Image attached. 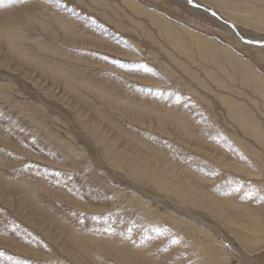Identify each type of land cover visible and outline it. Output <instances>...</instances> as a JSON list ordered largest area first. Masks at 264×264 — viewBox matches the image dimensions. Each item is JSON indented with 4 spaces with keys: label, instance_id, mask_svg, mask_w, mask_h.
<instances>
[{
    "label": "rangeland",
    "instance_id": "1",
    "mask_svg": "<svg viewBox=\"0 0 264 264\" xmlns=\"http://www.w3.org/2000/svg\"><path fill=\"white\" fill-rule=\"evenodd\" d=\"M199 2L264 41V0ZM262 195L260 47L179 0H0V264H264Z\"/></svg>",
    "mask_w": 264,
    "mask_h": 264
},
{
    "label": "bare ground",
    "instance_id": "2",
    "mask_svg": "<svg viewBox=\"0 0 264 264\" xmlns=\"http://www.w3.org/2000/svg\"><path fill=\"white\" fill-rule=\"evenodd\" d=\"M180 1V0H179ZM202 4V3H201ZM206 8H208V9H210V10H214L211 6H209V5H207V4H203ZM196 11V10H195ZM197 12V11H196ZM217 12V11H216ZM199 13V12H198ZM201 13V12H200ZM219 13V12H218ZM203 14V13H202ZM219 17H221L222 19H224V20H226L227 22H229V23H231L232 25H233V23H232V21L230 20V19H228V18H226L225 16H223L221 13H219ZM223 27H224V25H222ZM225 28V27H224ZM226 31L228 30L227 28L225 29ZM236 30V29H235ZM237 31V30H236ZM229 33L231 34V35H233V33L232 32H230L229 31ZM237 33H238V31H237ZM6 34V33H5ZM8 34V33H7ZM239 34V37H243L240 33H238ZM234 37V36H233ZM243 38H245V37H243ZM236 39V38H235ZM245 39H247V38H245ZM237 40V39H236ZM248 40H252V41H261V40H259V39H248ZM238 41V40H237ZM261 42H264V41H261ZM244 44V43H243ZM138 163V165H142V163L140 164V162H137ZM131 166V165H130ZM143 167V166H142ZM146 169H144V171H145ZM144 173V172H143ZM146 173V174H145ZM144 174L145 175H151L152 176V180H154V182H155V179H156V182L158 183V185L161 187V188H163L164 190H166V191H168V192H172V190H171V188H170V186L168 185V181L169 180H161V178H158L157 176H156V174H154V173H152V174H150V173H147V172H145ZM144 175V176H145ZM156 176V177H155ZM151 178V177H150ZM155 178V179H154ZM187 189H185V188H180V187H176L175 188V190H174V192L175 193H177V195H178V197H181L182 198V200L183 201H186V199L189 197L192 201H196L197 203H198V200L200 199V198H206V197H208V194L206 193V192H204L202 189H198L197 187L194 189V190H192L191 192L189 191V189H188V187H186ZM197 198H198V200H197ZM190 202V201H189ZM195 202V203H196ZM192 204V203H191ZM215 208V207H214ZM254 225L255 224H253L252 225V227H254ZM256 236H258V235H256L255 233H254V231L252 230V235H251V237H250V239H254ZM237 253H239L241 256H243V257H246V254H244V252L242 251V250H237ZM209 255H212L210 252L208 253ZM207 254V255H208ZM207 258V257H206ZM208 258H209V256H208ZM224 258V257H223ZM208 260H210V259H208ZM211 262V261H210Z\"/></svg>",
    "mask_w": 264,
    "mask_h": 264
},
{
    "label": "snow or ice",
    "instance_id": "3",
    "mask_svg": "<svg viewBox=\"0 0 264 264\" xmlns=\"http://www.w3.org/2000/svg\"><path fill=\"white\" fill-rule=\"evenodd\" d=\"M185 3L188 5V6H190L191 8H193V9H196V10H200V9H204V11H209L203 4H201L200 2H199V0H185ZM211 16H213V17H216V18H220L219 17V13L218 12H216L215 10H212L211 11ZM234 27V26H233ZM246 43H249V44H251V43H256L259 47H260V49L262 50V51H264V42H261V41H252V40H248V41H245ZM113 63H119L118 61H113ZM120 66L121 67H126V65H123V64H120ZM250 167H252V171L253 172H257V170L253 167V166H251V165H249ZM258 174V173H257ZM240 187H243V185H240ZM235 190H239V188H237V189H235ZM249 191H250V193L251 192H255V191H259V189H257L254 185H252V186H250V189H249ZM260 201H261V203H264V195H262L261 197H260ZM155 231L159 234L160 233V229H155ZM164 232H167V231H169L168 229H164L163 230ZM171 244H173V245H175V244H180L181 243V240L178 238V237H173L172 238V240H171V242H170ZM0 255H3L2 253H0ZM9 259H11V257H9ZM16 264H40V262L39 261H32V262H29V261H16ZM189 264H191V261H189Z\"/></svg>",
    "mask_w": 264,
    "mask_h": 264
},
{
    "label": "water",
    "instance_id": "4",
    "mask_svg": "<svg viewBox=\"0 0 264 264\" xmlns=\"http://www.w3.org/2000/svg\"><path fill=\"white\" fill-rule=\"evenodd\" d=\"M180 1H182V2H184L185 3V0H180ZM208 9V8H207ZM194 10H196V9H194ZM209 11H204V9H200V10H196L197 12H201V13H203V14H205V15H207V16H209V17H211V18H213V19H215L219 24H221V25H224V27H225V29L227 28L228 30V32L230 31V32H232L233 33V36H234V38H236L239 42H241V43H244V44H246V45H251V46H256V47H259L256 43H251V44H249V43H246L245 41H248V39H245V38H241V37H239V34L237 33V31L235 30V27H233V25L231 24V23H229V22H227L226 20H224V19H222L221 17L220 18H216V17H213V16H211V11L212 10H210V9H208Z\"/></svg>",
    "mask_w": 264,
    "mask_h": 264
}]
</instances>
